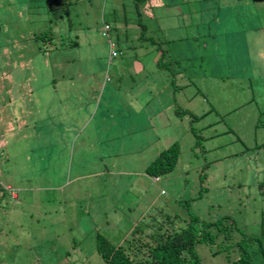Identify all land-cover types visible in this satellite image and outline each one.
Segmentation results:
<instances>
[{"label": "rangeland", "instance_id": "rangeland-1", "mask_svg": "<svg viewBox=\"0 0 264 264\" xmlns=\"http://www.w3.org/2000/svg\"><path fill=\"white\" fill-rule=\"evenodd\" d=\"M42 1L0 0V264H104L95 235L122 243L152 208L229 216L258 239L251 264H264V113L250 101L253 88L264 106V0H179L176 14L143 3L141 23L176 40L173 57L179 45L187 58L179 36L206 33L218 12L217 52L173 59L170 73L138 40L132 0H68L59 22L41 18ZM104 22L127 41L116 57ZM45 23L57 49L33 40ZM223 76L224 88L211 81ZM175 140L176 167L154 181L147 164ZM197 249L203 264H227Z\"/></svg>", "mask_w": 264, "mask_h": 264}, {"label": "trees", "instance_id": "trees-1", "mask_svg": "<svg viewBox=\"0 0 264 264\" xmlns=\"http://www.w3.org/2000/svg\"><path fill=\"white\" fill-rule=\"evenodd\" d=\"M164 1L166 2L165 5L172 8V11L181 8L179 0ZM132 2L135 5L138 23L141 26L137 38L140 41L144 40V42H147V45L151 46L152 50L155 51L157 54V58L155 59L157 68H162L170 73L173 70V59L181 62L184 59H188L190 54H192V58L201 49L205 51V48L208 46L215 49L213 50L211 48L210 54H214L218 50L219 47L216 40L219 29V23L216 22V20L219 21L217 16L218 12L213 17L211 16L212 19L208 20V22H203L207 30H205L206 33H201L204 30V28H201L202 24H199V27L198 25L196 26L195 32L189 33L188 31H184L178 40L184 43V46H188L192 52L187 54L188 56L186 58V54L181 55L183 47L179 48L178 45L177 48H174L176 53H179L173 57L171 55L173 53L169 49L166 50V43L170 41L163 40L164 37L158 36L153 30L148 29L147 25L141 23L140 18L142 13L138 8L143 3H148L149 0H132ZM69 3L70 1L68 0H43L39 5L41 8V18L42 16H49L50 14L57 17V22H59L58 19L64 15L63 13L66 12L65 14H67L66 9ZM149 4L151 3L149 2ZM225 9L228 10V7ZM173 12L176 14V11ZM119 23L121 22L117 24ZM45 24L42 26L44 30L39 33L34 32L32 35L33 40L41 39L45 47L47 46L51 50L53 48L57 49L56 35L47 26L48 24ZM216 24H218V28H215ZM102 27L101 35L107 39L111 57H116L118 54L116 50L118 49H115V47L122 42L126 44L127 41L123 38L122 34L120 37L118 33V35L112 36V38L109 36V32L115 29L112 24L104 22ZM176 27H179L178 23H176ZM117 29L122 30L119 27ZM65 31H67L66 27ZM58 35L63 38L65 34L62 35L59 33ZM174 41L176 40L171 42ZM69 42L73 44L72 39ZM171 42L169 45L173 47ZM74 43L76 44V42ZM63 46L64 43H61L60 47ZM39 49L44 50L42 47ZM165 58L168 59L165 60ZM230 75L228 74L226 76ZM224 77H213L211 81H214V84L217 83L215 84L217 86L220 84L223 85L224 88L225 85L221 81L225 80ZM232 79L234 81V78ZM239 79L241 77H237V81L234 83V87L238 86L236 88L237 91L244 87L238 83ZM250 95L252 97L250 101L257 105L258 113H264V106H259V102L257 104L255 101L257 99V91L252 88ZM213 96L215 103L217 98L215 94ZM257 125L256 123L255 129ZM190 130L195 136V146H197L203 138L196 134L194 128ZM179 155L180 145L175 140L158 152L155 158L147 164L144 172L154 179V181H158L159 177L171 172L176 167ZM187 202L189 203V201ZM257 240L256 237L245 234L229 216H222L214 221H208L199 218V216L191 212L182 216L178 213L166 212L164 208H152L145 212L129 228L122 243L113 244L107 238L97 233L95 235V247L96 252L104 264H203L197 249L198 246H203L211 255H222L227 264H251V255L247 247L253 246Z\"/></svg>", "mask_w": 264, "mask_h": 264}, {"label": "built area", "instance_id": "built-area-1", "mask_svg": "<svg viewBox=\"0 0 264 264\" xmlns=\"http://www.w3.org/2000/svg\"><path fill=\"white\" fill-rule=\"evenodd\" d=\"M113 54V53H112Z\"/></svg>", "mask_w": 264, "mask_h": 264}, {"label": "crops", "instance_id": "crops-1", "mask_svg": "<svg viewBox=\"0 0 264 264\" xmlns=\"http://www.w3.org/2000/svg\"><path fill=\"white\" fill-rule=\"evenodd\" d=\"M11 189V188H10Z\"/></svg>", "mask_w": 264, "mask_h": 264}]
</instances>
